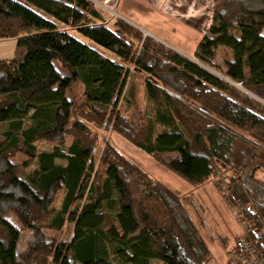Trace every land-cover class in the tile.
Masks as SVG:
<instances>
[{
    "label": "trees",
    "instance_id": "1",
    "mask_svg": "<svg viewBox=\"0 0 264 264\" xmlns=\"http://www.w3.org/2000/svg\"><path fill=\"white\" fill-rule=\"evenodd\" d=\"M214 2L194 62L90 0H0V40L17 39L0 60V264H214L182 196L108 131L195 187L226 181L247 226L235 263L264 264V0Z\"/></svg>",
    "mask_w": 264,
    "mask_h": 264
},
{
    "label": "rangeland",
    "instance_id": "2",
    "mask_svg": "<svg viewBox=\"0 0 264 264\" xmlns=\"http://www.w3.org/2000/svg\"><path fill=\"white\" fill-rule=\"evenodd\" d=\"M90 1L96 5L97 10L107 24L113 25L117 21L126 22L141 31L145 37H151L173 50L175 49L172 45L169 46V43H164V41L157 39L154 35L148 34L146 32V28L144 30L143 28L132 25L129 21L123 19V15H128L131 18L133 17L134 20H138L146 25H149V28H152L153 26L155 29H160L162 34L169 37H172L173 34L169 32L171 29L168 24H171L172 22L175 23L173 19L170 18L172 15L178 18H188L195 15L197 18L190 20L189 22L191 23L190 28L198 29L202 35H205L208 33L207 31L211 24V18L215 8L214 0H163L165 3L167 2L166 4H168V7L166 4L159 5V1L156 2L157 4H151L153 0H122V2L120 1L119 6L117 3L118 0ZM192 5L193 8H191ZM197 8H199V10L196 11ZM189 10L190 13L188 12ZM174 25L178 28L182 27L178 24ZM200 37L201 36L198 33H191L188 37L190 40L187 45H190V47L187 51H192L191 58L189 59L194 62H197V59L193 54L195 53L194 50L197 49L198 44L202 40ZM79 39L89 43L86 38L79 36ZM172 44L178 46L179 49L183 48V45L179 42L174 41ZM16 49L17 39L0 40V60L14 58L16 55ZM56 65L58 66L57 63ZM137 79L139 82H142L140 77H137ZM235 86L242 91L251 94L242 89L240 85ZM72 96L79 99L82 98L83 86L81 84H77L75 86ZM141 101L143 112H141L137 117L135 116L137 123L141 122L144 119L143 116L149 113L150 106L143 93H141ZM126 106L127 105L121 107V114L127 117H132L134 115V110ZM102 135L106 141L109 140L115 144V146L123 154L137 162L140 166L147 170L151 176L163 182L182 196L185 207L210 246L213 253L214 264H228L231 257L237 259L234 255V247L236 242L239 239H243L246 235V222L242 218L240 208L238 206H229L227 202L228 188L226 186V181L219 182L220 179L212 178L206 184L195 187L168 170L154 157L132 145L120 134L108 131ZM2 140L3 138L0 135V143ZM104 142L105 141H100L98 143V148L95 154L96 167L99 165L100 155L104 149ZM38 149L40 151H47L51 149V146L46 142H42L38 144ZM23 160H26V162L28 161L25 156L21 154L14 158V161L17 163H22ZM35 167L36 166L33 163L29 166L28 170L33 171ZM257 177L258 179H264V174L259 173ZM219 183L222 184V186L218 185ZM217 185L220 187L218 188ZM61 197L62 196L59 197L55 205L56 207H59ZM70 229L71 225L67 224L64 231L67 233Z\"/></svg>",
    "mask_w": 264,
    "mask_h": 264
},
{
    "label": "crops",
    "instance_id": "3",
    "mask_svg": "<svg viewBox=\"0 0 264 264\" xmlns=\"http://www.w3.org/2000/svg\"><path fill=\"white\" fill-rule=\"evenodd\" d=\"M120 1L122 2V0H118L117 1L118 6L120 4ZM157 1H159V3H158L159 5H162V4L165 5L167 3V2L165 3L163 0H161V1L160 0H153L151 2V4H157L156 3ZM166 5L168 7V4H166ZM191 8H193V5H192ZM197 10H199V8H197L196 11ZM188 12L190 13V10ZM213 17H214V12H213V16L211 18V24L209 26V29H210V27H211V25L213 23ZM170 18L173 19V21L175 22V23L172 22L171 24H168L170 26V29H171L169 32H171L173 34L172 37H169V36H167L165 34H162L160 32V29H155L152 26V25H155V24H152L151 25L152 28L151 27L149 28V25H146V24H144L141 21L134 20L133 17L131 18L128 15H123V19L129 21L132 25H135V26H137L139 28H143L144 30L146 28L147 29L146 32L148 34L154 35V37H156L157 39H159L161 41H164V43H169L168 45L169 46L172 45L174 47V49L177 50L180 54L184 55L187 58H191L192 51H190V52L187 51V49H189V47H190V45H187L188 42H189V40H190V39H188V37L190 36V34L191 33H194V34H197L198 33L201 36L200 38L203 39V37L206 36V35H208V33L205 34V35H202V33L200 31H198V29H195V28L192 29V28H190L191 27L190 26L191 23H189V22H190V20H194V19L197 18L195 15H192L191 17H188V18H183V17L178 18V17H175V16L172 15ZM168 22H169V20H168ZM174 24L181 25L182 27L181 28H178ZM143 25L144 26L146 25V26L144 27ZM151 29H153V30H151ZM209 29H208L207 32H209ZM174 41L179 42L180 44H182L183 45V48H180L179 49L178 46L173 45L172 43ZM194 51L196 53V50H194ZM195 53L193 55H195Z\"/></svg>",
    "mask_w": 264,
    "mask_h": 264
},
{
    "label": "built area",
    "instance_id": "4",
    "mask_svg": "<svg viewBox=\"0 0 264 264\" xmlns=\"http://www.w3.org/2000/svg\"><path fill=\"white\" fill-rule=\"evenodd\" d=\"M247 227V226H246ZM244 242H245V239L243 240ZM246 243V245H247V242H245ZM248 249V248H247ZM230 262L232 263V264H236L235 262H236V259H234L233 257H231V259H230ZM253 264V263H252Z\"/></svg>",
    "mask_w": 264,
    "mask_h": 264
}]
</instances>
